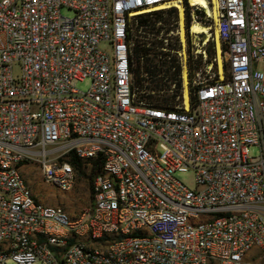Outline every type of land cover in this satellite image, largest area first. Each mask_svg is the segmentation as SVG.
I'll use <instances>...</instances> for the list:
<instances>
[{
	"label": "built area",
	"instance_id": "built-area-1",
	"mask_svg": "<svg viewBox=\"0 0 264 264\" xmlns=\"http://www.w3.org/2000/svg\"><path fill=\"white\" fill-rule=\"evenodd\" d=\"M205 1L226 50L221 73L214 58L187 79L185 102L174 4L185 33L213 20L201 4L0 0V264H264V0ZM172 7L179 37L159 58L181 68L155 106L135 84L130 31ZM72 153L102 160L76 215L38 199L22 171L36 163L69 191ZM189 170L194 187L175 176Z\"/></svg>",
	"mask_w": 264,
	"mask_h": 264
},
{
	"label": "rangeland",
	"instance_id": "rangeland-1",
	"mask_svg": "<svg viewBox=\"0 0 264 264\" xmlns=\"http://www.w3.org/2000/svg\"><path fill=\"white\" fill-rule=\"evenodd\" d=\"M176 9V8H175ZM61 13L64 16H72L73 11L67 7L61 8ZM177 19V17H176ZM213 20L205 21V26L208 27L210 32V40L204 43V34H199L198 38L192 36L189 32L185 33V46H183V51H180V57L185 61L187 79L190 81L194 77L197 71H201V75L208 68L209 64L217 60L216 44L213 39L214 37V24ZM177 24L172 28L173 33L169 32L167 36L172 37V42L178 40V35L176 33ZM140 33V31H138ZM212 49L214 53L209 56L208 49ZM184 52V54H182ZM221 58L224 60V52L221 47ZM177 58H175L176 60ZM198 62L199 66H198ZM180 70L179 61L174 62ZM216 66V62L212 65V71ZM178 70V72H179ZM14 74L20 72L19 66L15 65L13 67ZM89 86V80L85 79L83 81H78L76 87L80 90H86ZM250 154L254 155L257 153L255 147H250ZM92 163H82V172L76 170V181L74 186L69 191H60L55 186L44 182L41 178V173L38 170L37 164H29L22 168L25 173L26 178L29 181L32 191L36 194L37 198L43 202L58 204L65 208L71 215H76L83 206L88 204L92 199L91 195V179L88 177L91 173ZM175 176L186 183L190 187H194V175L191 170L187 172H176ZM8 264H18L12 259L8 260ZM36 264V263H34Z\"/></svg>",
	"mask_w": 264,
	"mask_h": 264
},
{
	"label": "trees",
	"instance_id": "trees-1",
	"mask_svg": "<svg viewBox=\"0 0 264 264\" xmlns=\"http://www.w3.org/2000/svg\"><path fill=\"white\" fill-rule=\"evenodd\" d=\"M202 14H199L200 19ZM176 17L177 10L174 7L141 13L136 16L137 24L130 31V36H132L134 41L132 50L134 81L139 89L143 88L148 92L141 96L155 106H164L168 102L171 96L168 94L169 84L167 80L173 78L179 70L177 67L176 73L172 75L170 68L173 63H166L159 58V56L167 54L162 49L164 47V38H168V49L173 47L172 37L167 36V34L174 27ZM188 24L189 17L187 16L186 25L188 26ZM221 47L224 52L226 46L222 44ZM213 53V48L208 49L209 56ZM162 71V76H160ZM144 73L147 74V79L143 76ZM177 87H179V82L177 83ZM161 90L163 92H160ZM71 155V162L74 168L82 172L81 167L83 162L74 153ZM101 167V158L93 160L91 173L88 177L92 180L93 176L101 170Z\"/></svg>",
	"mask_w": 264,
	"mask_h": 264
},
{
	"label": "bare ground",
	"instance_id": "bare-ground-1",
	"mask_svg": "<svg viewBox=\"0 0 264 264\" xmlns=\"http://www.w3.org/2000/svg\"><path fill=\"white\" fill-rule=\"evenodd\" d=\"M191 3L196 4L199 3L201 4V6L205 7V11L212 17L213 21H216L215 19V12L208 7L207 3L205 0H189ZM174 6L178 9V13H179V33H180V38L181 41L184 42V46H185V29H184V16H183V8L182 5L179 3H175ZM189 31L190 34L196 38H198L199 34H204V43H206L207 41L210 40V32L207 26H205L204 24L198 22L197 20H193L191 21L190 25H189ZM214 41L216 44V53H217V65H218V69L219 72L221 73V69H222V58H221V47H220V41L218 38V32H217V28L214 27ZM183 54V53H182ZM183 74V96H184V101L187 102L188 99V90H187V77H186V72L185 70H183L182 72Z\"/></svg>",
	"mask_w": 264,
	"mask_h": 264
}]
</instances>
